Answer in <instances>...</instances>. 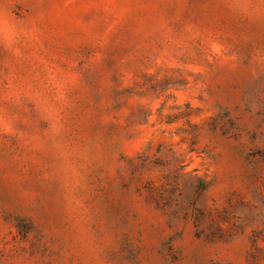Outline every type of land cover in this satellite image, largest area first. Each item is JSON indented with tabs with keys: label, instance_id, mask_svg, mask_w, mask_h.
I'll return each instance as SVG.
<instances>
[{
	"label": "rangeland",
	"instance_id": "1",
	"mask_svg": "<svg viewBox=\"0 0 264 264\" xmlns=\"http://www.w3.org/2000/svg\"><path fill=\"white\" fill-rule=\"evenodd\" d=\"M0 264H264V0H0Z\"/></svg>",
	"mask_w": 264,
	"mask_h": 264
}]
</instances>
